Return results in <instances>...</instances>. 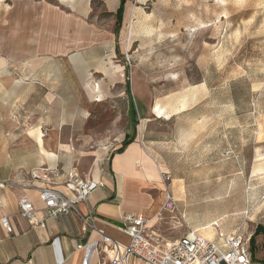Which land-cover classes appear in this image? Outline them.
I'll return each instance as SVG.
<instances>
[{
  "label": "rangeland",
  "instance_id": "rangeland-1",
  "mask_svg": "<svg viewBox=\"0 0 264 264\" xmlns=\"http://www.w3.org/2000/svg\"><path fill=\"white\" fill-rule=\"evenodd\" d=\"M72 1L0 0V142L28 136V111L47 118L45 96L60 92L89 119L88 152L114 154L134 129L153 154L151 186L175 198L150 223L161 240L215 220L264 228V0H127L118 35L120 0ZM52 15L68 37L57 50ZM48 75L66 82L56 92Z\"/></svg>",
  "mask_w": 264,
  "mask_h": 264
},
{
  "label": "crops",
  "instance_id": "crops-1",
  "mask_svg": "<svg viewBox=\"0 0 264 264\" xmlns=\"http://www.w3.org/2000/svg\"><path fill=\"white\" fill-rule=\"evenodd\" d=\"M63 1L69 4L73 2ZM71 13L75 14L73 11ZM73 15L71 18H75ZM56 23L52 15L43 24L46 29L44 38L47 47L54 50L58 48L55 43L59 39L65 37L68 39L63 34L66 27H62L61 30ZM64 25L69 27L67 24ZM62 76L48 75L45 81L57 92L58 87L66 82ZM87 76L88 74H84L79 81H83ZM23 77L18 83L25 81L28 76ZM67 77L68 81H74L70 75ZM134 90H138L137 80ZM57 95L45 96L49 105L47 118L42 116L44 112L41 106L36 107L39 110L34 111L31 108L28 111L27 114L31 115L29 119L35 125L27 131L28 136L14 141L2 139L0 142V182H7L5 186L0 187V217H8L13 227V233L9 234L0 221V264H82L83 251L78 250V245H86L101 239L97 232L84 230L83 216L89 213L95 215L96 226L99 229L119 243L127 245L130 243L129 237L118 229L124 215L134 213L149 219L154 217L151 221L153 224L163 211H169L163 209L166 191L159 192L163 190L162 186L166 190L162 179L161 182L158 180L161 189L158 186H151L159 177L161 168L148 147L137 140L135 130L133 129V133L125 132V135H129L128 139H132L134 135L135 137L121 153L113 154L110 147L104 149L102 154L99 151L88 152L83 148L80 133L88 129L89 119L85 118L82 109L62 100L64 96L60 92ZM6 145L8 147H5ZM121 146L119 141L116 149ZM39 167H59L62 171L76 169L81 176L100 181L103 186L99 187L87 201L79 204L80 214L73 212L59 217H48L37 189L25 186L20 181L10 182L16 180L19 169L30 170ZM169 190L174 195L171 185ZM23 197H27L34 204L39 219L45 221V228L32 225L20 214L19 204ZM206 227L194 230H200L204 236L210 237L209 231L204 230ZM191 229L193 228H189L178 238L170 237L171 241L183 237ZM223 229L227 233L235 231L228 230L226 220ZM249 235L252 238L253 234ZM258 236L255 247L259 246V250L256 251L254 248L253 251L251 248V251L254 260L264 264V252L260 248ZM56 237L60 238L59 253L52 245V240ZM165 239L162 241L167 243ZM111 256V247L103 244L101 252L95 254L91 264H108ZM132 264L147 263L132 260Z\"/></svg>",
  "mask_w": 264,
  "mask_h": 264
},
{
  "label": "built area",
  "instance_id": "built-area-1",
  "mask_svg": "<svg viewBox=\"0 0 264 264\" xmlns=\"http://www.w3.org/2000/svg\"><path fill=\"white\" fill-rule=\"evenodd\" d=\"M33 187L39 191L40 199L48 217H59L70 213H78L79 204L89 197L103 184L91 178L81 176L76 169L62 171L59 167H39L30 170L19 169L16 180L10 181ZM7 183V182H6ZM0 182V187L5 186ZM20 214L32 225L45 228V221L40 220L37 209L27 198L20 200ZM175 207L172 192L166 190L164 210ZM84 230L97 232L101 239L86 245H78L83 251L82 264H91L95 254L101 252V245L111 247L112 256L108 264H132V260L147 264H259L250 247L251 235L238 227L227 233L221 220L213 221L204 230L210 237L204 236L200 230L191 229L183 237L164 243L156 232L151 230V219L129 213L122 217L118 229L130 239L125 245L114 240L96 226L97 217L91 213L82 217ZM0 221L9 234L13 227L8 217H0ZM54 250L60 252V238L52 240Z\"/></svg>",
  "mask_w": 264,
  "mask_h": 264
},
{
  "label": "trees",
  "instance_id": "trees-1",
  "mask_svg": "<svg viewBox=\"0 0 264 264\" xmlns=\"http://www.w3.org/2000/svg\"><path fill=\"white\" fill-rule=\"evenodd\" d=\"M126 1L127 0H120V5H119V7L117 9V12H116V15H115L116 19H117V25H116V28H115L116 35H118V32L120 31V27H121L122 22H123V13H124V10H125ZM133 140H134L133 138L125 140L124 143L122 144V146L119 149H117L115 151V153L123 152L124 149L126 148V146L129 145L131 142H133ZM260 234H264V228L261 227V226H258L255 235L252 236V238H251V248H252L253 251H254V248H255L256 236H258Z\"/></svg>",
  "mask_w": 264,
  "mask_h": 264
},
{
  "label": "bare ground",
  "instance_id": "bare-ground-1",
  "mask_svg": "<svg viewBox=\"0 0 264 264\" xmlns=\"http://www.w3.org/2000/svg\"><path fill=\"white\" fill-rule=\"evenodd\" d=\"M98 99V98H97ZM166 186V190L168 189L169 186L165 185ZM151 223V222H150Z\"/></svg>",
  "mask_w": 264,
  "mask_h": 264
}]
</instances>
